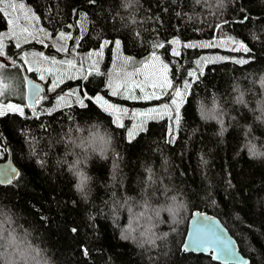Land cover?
Segmentation results:
<instances>
[{"label": "trees", "instance_id": "1", "mask_svg": "<svg viewBox=\"0 0 264 264\" xmlns=\"http://www.w3.org/2000/svg\"><path fill=\"white\" fill-rule=\"evenodd\" d=\"M20 2L48 37L64 34L65 51L59 41L55 47L5 38L9 18L0 13L7 59L0 63V105L24 108V116L0 117V162L9 157L19 172L0 186V245L11 239L15 247L6 264H216L181 253L194 211L217 217L248 264H264V0ZM232 41L250 52L234 50ZM96 51L100 58L92 62L88 53ZM28 53L43 55L74 80L54 89L41 82L25 68ZM113 56L115 83H144L149 94H161L144 101L115 96L121 109L115 120L95 95L106 96ZM120 59L128 64L117 72ZM85 65L93 70L85 73ZM143 66L146 79L138 72ZM156 68L178 80L182 92L189 82L178 126ZM6 69H15L13 79ZM126 69L136 72L124 77ZM26 77L44 83L48 93L33 108L24 101ZM141 112L149 116L133 115ZM253 146L260 155H251Z\"/></svg>", "mask_w": 264, "mask_h": 264}, {"label": "rangeland", "instance_id": "2", "mask_svg": "<svg viewBox=\"0 0 264 264\" xmlns=\"http://www.w3.org/2000/svg\"><path fill=\"white\" fill-rule=\"evenodd\" d=\"M11 19L14 21V23L10 24L8 22L7 28H8V32L6 34H3L5 38H13L15 39L19 44L24 43L25 41L28 40H32L35 39L37 41H48L49 44H52L53 46L55 42L59 41L62 43L63 47L61 49V51H65V45L63 43L62 38L60 37H54V38H50L48 37V35H46L47 33H45L43 31V29H41L40 27H38L36 25V23L34 22V20L32 19L31 16H29V14L25 13V12H21L19 13V18H17V14L13 13L11 14ZM24 29H27V31H25ZM22 39V40H21ZM33 41V40H32ZM56 47V46H55ZM91 54V55H90ZM89 56V60L90 61H94L97 59V61L100 58V52L96 51L94 53H88ZM118 60V59H117ZM157 59H153V62H156ZM7 62V59L4 58L2 55H0V63H5ZM24 62V61H23ZM26 62V64H25ZM24 65L27 71H32L35 74H37L39 80L41 82H46L48 81V85L49 86H53V84L55 83L56 86L58 83H60L61 81L65 80V81H73L75 77H71L69 76V73L67 72V70H61V69H57V67H53L52 63L49 62V60H47L43 55H39L38 54H32V53H28L26 55V59H25ZM128 64L127 60L125 59H120L119 61H117L116 65L120 68H117L116 71L117 72H122V66L123 68H126V65ZM66 67L69 69L70 66L68 64V62L65 63ZM73 65V64H72ZM3 66V65H1ZM148 66H143L142 68L138 69V72H144L147 70ZM152 67V66H151ZM4 68V67H3ZM112 68H113V79L110 83V86L108 87V91H106V96H104L101 93H97L95 95H97L99 97L98 100H100L101 103L104 102V104L106 105H111L112 108H109V112L112 113V120H115V118L117 119V116L115 117V112H113V108H117L115 107V96H119V98L122 99H126V100H131V101H144L146 98L150 97L151 94H149V92H147V89L145 87L144 83H141V85H139V87H137L136 85H138L137 83H134L133 87H130V85L127 82H116L115 83V56H113V64H112ZM158 71L156 72L157 74V80L155 81H159L161 84L164 83L165 81V75L158 69L156 68ZM93 69H91L89 66L85 65L84 71L85 73H90ZM7 74L9 75V77H12L10 79H13L15 77L14 72L15 69L13 70V72L7 70ZM124 77H128L134 75V72H136V69L134 71H129V70H124ZM132 72V73H131ZM145 74H143L144 78H148L149 77V72H144ZM41 76H43L45 78V80L41 79ZM12 82V81H11ZM37 82V81H36ZM40 83V82H38ZM41 85L43 86L44 89V83H41ZM172 87L169 88L168 87V92L170 94V97L173 99L175 97V92L174 89H178V80L174 79L171 82ZM119 86L120 87V92L116 95H113V90ZM152 87V85H150ZM141 87H143L144 91L141 92ZM129 92L135 94L136 96L141 97L140 99H131L129 98ZM57 93H59L58 90H55L53 95H56ZM155 93L157 94L158 98L161 97V94L159 91H155ZM47 91H44V95H42L40 97V99L38 101H36V104L39 103L40 101H42L45 96L47 95ZM150 95V96H149ZM155 98V97H152ZM142 118H146V117H142ZM17 243L16 246L19 248H23L22 243ZM7 243L0 245V259L1 261L6 264L7 262H9V260L13 261L14 259H8L7 257H12L13 252H15L13 246L12 247H8L7 251L5 250V246ZM10 261V262H11ZM26 264H36L34 261H30V262H25ZM10 264V263H8Z\"/></svg>", "mask_w": 264, "mask_h": 264}, {"label": "snow or ice", "instance_id": "3", "mask_svg": "<svg viewBox=\"0 0 264 264\" xmlns=\"http://www.w3.org/2000/svg\"><path fill=\"white\" fill-rule=\"evenodd\" d=\"M92 2H94V0H92ZM21 12H25L27 14V10L25 7L24 3H21L20 0H0V13L4 14L6 17L9 18V23L12 24L14 23V21L11 19V14L16 13L17 14V18H19V13ZM33 18H35L33 16ZM244 19H247V17H245ZM242 23L244 22V20L241 21ZM25 31H27V29H24ZM61 37L64 38V34L61 33ZM67 38H71V37H67ZM108 42L105 41L103 45H101V52L103 50V47L107 44ZM116 46L119 47L120 46V41H116ZM170 43H172L173 45H178L180 44V41L177 39H174L173 41H171ZM232 43H234L236 45V49L234 50H243L244 52H250V49L248 47H246L243 43L239 42V41H232ZM0 44H2V40H0ZM191 45L189 44H184L183 47L188 48ZM155 47H159V48H163L164 45L163 44H158L155 45ZM3 49L2 47H0V55H3ZM180 53L178 51V49L173 48V55L178 56ZM91 55V54H90ZM153 59H158V57L155 56V53L153 54ZM236 63H247L246 60H237L235 61ZM53 63H55L53 61ZM199 61L197 62V64L199 65ZM68 64L70 66L72 65L71 61H68ZM2 67V66H0ZM164 73H167L168 71V66L165 64L162 66ZM203 74V71L201 69L200 71V75ZM188 75L190 77L192 76H196L197 74L195 72H189ZM41 79H44L43 76H41ZM137 87H139V85H136ZM157 85L155 83L152 84V87L155 88ZM167 86L169 88L172 87L171 82L167 80V77L165 76V81L164 84L161 85V87ZM56 87V84H53V89ZM189 87V82L185 81V89L182 92L180 89H174L175 92V97L172 100V104L175 105V115L171 117V119L174 121V123L178 126L181 120V114H180V107L181 104L183 103L184 99H185V95L184 93L187 91V88ZM144 89L143 87H141V92H143ZM39 92L40 89L38 87L33 88V97L35 101H38L40 99L39 97ZM120 92V87L117 86L114 90H113V95H116ZM4 94V89L0 88V95ZM152 97L158 98L157 94L155 92H153L151 94ZM129 98L131 99H140L141 97L136 96L135 94L129 92ZM63 99V97L61 98ZM97 99H99V97H97ZM81 102V106H85L83 104V100L80 101ZM109 108H112L111 105H108ZM169 108L168 105H165V109L167 110ZM113 112L119 113L121 111V109L119 108H113L112 109ZM9 112L12 113H18L21 116H24V108L17 106V105H13V104H7V105H0V117H3L5 115H7ZM133 115H139L142 117H148L149 113L146 112H141V113H133ZM138 130H143V122H141V124L138 126ZM170 135H171V131H170ZM129 137L130 138H134V132H129ZM0 142H2V138H0ZM169 142H171V139L169 140ZM0 151H2V149H0ZM251 155L253 157L260 155L256 150L255 147H251L249 149ZM19 175V172L16 171L15 169H8L6 171L0 172V176H2L3 179V183H12L13 179ZM85 183L84 177L81 176V180H80V184L77 185L78 189H80L81 191H83V185ZM71 231L73 233L77 232V229L72 228ZM133 239L135 240V237H130V235L128 234H124L122 235V239ZM148 242L150 243H155L154 239H149ZM191 245L193 247L196 248H200V249H204L205 247H209V248H214L215 251L219 254L218 256H214L213 259H219L220 256H223L225 259H229V258H233V252H232V248L223 243L222 240L220 239V237L215 233L214 229H212L211 227H206L203 226L202 222H198V225L194 228V233H193V240L191 242ZM142 246V245H141ZM183 251H188V248H184L182 249ZM82 253L83 255L87 258V256L89 255V252L86 248H82Z\"/></svg>", "mask_w": 264, "mask_h": 264}, {"label": "water", "instance_id": "4", "mask_svg": "<svg viewBox=\"0 0 264 264\" xmlns=\"http://www.w3.org/2000/svg\"><path fill=\"white\" fill-rule=\"evenodd\" d=\"M38 87L40 89L39 97H41L44 93L43 86L26 77L24 79V101L27 107L33 108L36 105V101L33 97V88ZM8 169H16L10 162V158L8 157L5 162H0V172L6 171ZM17 178V176L13 179V181ZM3 177L0 176V186H6L10 183H3ZM198 222H202L203 226L211 227L214 229L215 233L220 237L223 243L229 245L232 248L233 258L225 259L223 256H220L219 259H213L214 256H218L219 254L215 251L214 248L205 247L204 249L196 248L191 245L193 240L194 228L198 225ZM188 248V251H183L182 249ZM181 253L183 254H193V255H201L204 257H209L210 260L216 264H248L249 260L241 255L239 252L238 245L234 238L229 234L227 229L222 225L220 220L207 213L194 211L186 224V232L181 245Z\"/></svg>", "mask_w": 264, "mask_h": 264}, {"label": "clouds", "instance_id": "5", "mask_svg": "<svg viewBox=\"0 0 264 264\" xmlns=\"http://www.w3.org/2000/svg\"><path fill=\"white\" fill-rule=\"evenodd\" d=\"M0 239H3V237H0ZM12 244H13V241H12L11 239H9V240L7 241L6 246H5V250L7 251V248H8V247H12ZM20 255L23 256L24 253H21Z\"/></svg>", "mask_w": 264, "mask_h": 264}, {"label": "flooded vegetation", "instance_id": "6", "mask_svg": "<svg viewBox=\"0 0 264 264\" xmlns=\"http://www.w3.org/2000/svg\"><path fill=\"white\" fill-rule=\"evenodd\" d=\"M41 84V83H40Z\"/></svg>", "mask_w": 264, "mask_h": 264}]
</instances>
